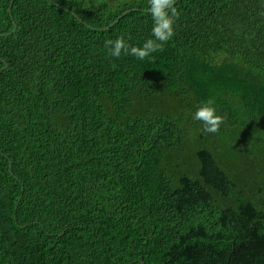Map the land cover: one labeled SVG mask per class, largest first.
<instances>
[{"label": "trees", "instance_id": "16d2710c", "mask_svg": "<svg viewBox=\"0 0 264 264\" xmlns=\"http://www.w3.org/2000/svg\"><path fill=\"white\" fill-rule=\"evenodd\" d=\"M53 1L0 0V264H264V0H175L143 60L148 0Z\"/></svg>", "mask_w": 264, "mask_h": 264}, {"label": "clouds", "instance_id": "9594fccd", "mask_svg": "<svg viewBox=\"0 0 264 264\" xmlns=\"http://www.w3.org/2000/svg\"><path fill=\"white\" fill-rule=\"evenodd\" d=\"M148 12L152 17V35L154 39L146 40L142 47L130 46L125 42L123 36L115 40L105 41V47L111 57L119 58L123 53L130 54L143 60L156 51H162L164 43L168 42L174 35L173 24L179 13L174 7L175 0H148ZM214 101L209 99L201 102L197 107L193 119L200 121L203 131L207 133H217L224 122V117L217 115Z\"/></svg>", "mask_w": 264, "mask_h": 264}, {"label": "water", "instance_id": "95a60500", "mask_svg": "<svg viewBox=\"0 0 264 264\" xmlns=\"http://www.w3.org/2000/svg\"><path fill=\"white\" fill-rule=\"evenodd\" d=\"M51 2L55 3L53 0H51ZM55 4L58 5L57 3H55ZM74 15H75L76 17H78L76 14H74ZM118 20H119V18L116 19V21L113 22L110 26L114 25ZM108 27H109V26H108ZM108 27H106V29H107ZM4 67H6V65H5Z\"/></svg>", "mask_w": 264, "mask_h": 264}]
</instances>
